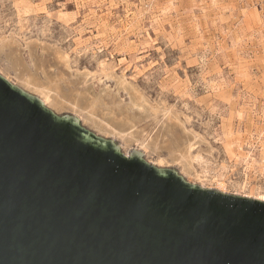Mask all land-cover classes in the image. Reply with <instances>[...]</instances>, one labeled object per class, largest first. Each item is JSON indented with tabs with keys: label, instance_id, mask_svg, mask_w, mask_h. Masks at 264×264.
Returning a JSON list of instances; mask_svg holds the SVG:
<instances>
[{
	"label": "rangeland",
	"instance_id": "374dc122",
	"mask_svg": "<svg viewBox=\"0 0 264 264\" xmlns=\"http://www.w3.org/2000/svg\"><path fill=\"white\" fill-rule=\"evenodd\" d=\"M0 74L124 154L264 200V0H0Z\"/></svg>",
	"mask_w": 264,
	"mask_h": 264
},
{
	"label": "water",
	"instance_id": "95a60500",
	"mask_svg": "<svg viewBox=\"0 0 264 264\" xmlns=\"http://www.w3.org/2000/svg\"><path fill=\"white\" fill-rule=\"evenodd\" d=\"M0 264H264V200L124 154L0 74Z\"/></svg>",
	"mask_w": 264,
	"mask_h": 264
},
{
	"label": "bare ground",
	"instance_id": "6f19581e",
	"mask_svg": "<svg viewBox=\"0 0 264 264\" xmlns=\"http://www.w3.org/2000/svg\"><path fill=\"white\" fill-rule=\"evenodd\" d=\"M30 78H28V79H26V82L27 83H31V81L29 80ZM40 89V93L42 94V97H41V100L45 103V102H47L46 100H48V98L50 97V95L48 94L50 91H49V89H47V88H45L44 86L43 87H41V88H39ZM51 93V92H50ZM56 98H58V97H56ZM101 122V121H100ZM103 124H105V123H103ZM111 129V128H110ZM111 131H113V130H111ZM185 157V156H184ZM185 160V159H184Z\"/></svg>",
	"mask_w": 264,
	"mask_h": 264
}]
</instances>
